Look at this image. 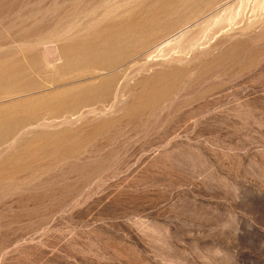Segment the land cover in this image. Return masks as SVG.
<instances>
[{
	"label": "rangeland",
	"instance_id": "374dc122",
	"mask_svg": "<svg viewBox=\"0 0 264 264\" xmlns=\"http://www.w3.org/2000/svg\"><path fill=\"white\" fill-rule=\"evenodd\" d=\"M240 1L0 0V264H264V6L219 24Z\"/></svg>",
	"mask_w": 264,
	"mask_h": 264
},
{
	"label": "bare ground",
	"instance_id": "6f19581e",
	"mask_svg": "<svg viewBox=\"0 0 264 264\" xmlns=\"http://www.w3.org/2000/svg\"><path fill=\"white\" fill-rule=\"evenodd\" d=\"M252 0H241L240 1V3L237 5V7H235L234 9H231V11H227V13L225 14V16L221 19V22L219 23V24H221V23H223V25L224 24H229V23H233L234 21H236L238 18H241V16H243V12H244V10L248 7V5H249V3L251 2ZM255 1V4L257 5L258 4V6H260V7H262V6H264V0H254ZM238 3V2H237ZM254 4V5H255ZM250 7V6H249ZM248 9V8H247ZM246 9V10H247ZM258 9V8H257ZM228 10V9H227ZM230 10V9H229ZM218 16V15H217ZM215 18V17H214ZM217 19V18H216ZM219 19V18H218ZM212 22H214V21H212ZM208 23V22H207ZM204 24H206V23H204ZM212 25H213V23H212ZM230 25V24H229ZM203 26H205V25H203ZM208 26V25H207ZM211 26V25H210ZM217 26H218V24H217ZM220 26H222V25H220ZM231 27V26H230ZM208 28V27H207ZM203 29H206V28H203ZM211 29V28H210ZM202 30V29H201ZM224 30H225V28H224ZM205 31V30H204ZM207 31H210V30H207ZM219 31V30H218ZM217 31V32H218ZM212 32V31H211ZM214 32V31H213ZM216 32V31H215ZM214 32V33H215ZM220 32H221V30H220ZM219 32V33H220ZM203 33V32H202ZM207 34H209V33H207L206 32V35ZM215 35V34H214ZM213 35V36H214ZM203 36V35H202ZM186 37V36H185ZM204 37V36H203ZM197 39V38H196ZM195 39V40H196ZM194 40V39H193ZM195 40H194V43H195ZM167 41V40H166ZM165 41V42H166ZM183 41V40H182ZM164 42V43H165ZM175 42V41H174ZM191 41H189V43H190ZM178 42H176V44H177ZM162 44H163V42H162ZM180 44H182V43H180ZM179 45V44H178ZM191 45V44H190ZM171 46V45H170ZM189 46V45H188ZM192 46V45H191ZM188 47L189 49H188V51H190V48H192V47ZM194 46V45H193ZM186 47H187V44H186ZM171 48V47H170ZM174 48H175V45H174ZM181 48H183V46H181ZM175 49H180V47L178 46V48H177V46H176V48ZM187 49V48H186ZM184 51H187V50H185V46H184V49H183ZM181 52H183L182 51V49H181Z\"/></svg>",
	"mask_w": 264,
	"mask_h": 264
}]
</instances>
